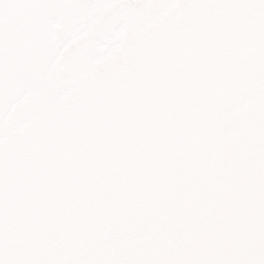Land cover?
Here are the masks:
<instances>
[{"label": "snow or ice", "instance_id": "obj_1", "mask_svg": "<svg viewBox=\"0 0 264 264\" xmlns=\"http://www.w3.org/2000/svg\"><path fill=\"white\" fill-rule=\"evenodd\" d=\"M30 2L0 0V29ZM152 2L210 14L161 53L166 77L134 85L14 172L0 137V264H264V114L226 152L220 121L239 104L227 88L199 99L195 75L225 47L233 68L252 48L264 102V0Z\"/></svg>", "mask_w": 264, "mask_h": 264}, {"label": "water", "instance_id": "obj_2", "mask_svg": "<svg viewBox=\"0 0 264 264\" xmlns=\"http://www.w3.org/2000/svg\"><path fill=\"white\" fill-rule=\"evenodd\" d=\"M209 15L163 9L152 0H31L13 13L0 29V137L9 169L15 171L21 156L39 160L60 148L134 85L166 77L161 53ZM227 52L195 75L204 77L199 99L227 88L239 104L220 121L230 130V152L249 140L264 102L254 80V49L244 50L234 68ZM223 107L217 104L206 119L210 133Z\"/></svg>", "mask_w": 264, "mask_h": 264}]
</instances>
